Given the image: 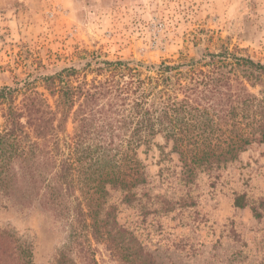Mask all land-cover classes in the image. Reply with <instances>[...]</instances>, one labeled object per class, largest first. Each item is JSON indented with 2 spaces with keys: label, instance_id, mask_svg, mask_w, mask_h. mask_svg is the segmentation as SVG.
Returning a JSON list of instances; mask_svg holds the SVG:
<instances>
[{
  "label": "rangeland",
  "instance_id": "1",
  "mask_svg": "<svg viewBox=\"0 0 264 264\" xmlns=\"http://www.w3.org/2000/svg\"><path fill=\"white\" fill-rule=\"evenodd\" d=\"M222 44L264 62V0H0V87L35 73L40 62L42 73L96 55L174 64ZM73 130L69 122L67 132ZM138 158L147 182L130 203L119 189L108 200L114 231L129 246L122 252L136 251V264H264V142L191 181L162 135L140 146ZM238 195L244 207L235 205ZM2 230L31 248L35 264H56L63 252L74 264H132L112 236L97 241L79 233L71 214L58 217L0 194ZM22 258L0 242V264H23Z\"/></svg>",
  "mask_w": 264,
  "mask_h": 264
},
{
  "label": "trees",
  "instance_id": "2",
  "mask_svg": "<svg viewBox=\"0 0 264 264\" xmlns=\"http://www.w3.org/2000/svg\"><path fill=\"white\" fill-rule=\"evenodd\" d=\"M41 71L40 62L35 73L0 87V194L58 217L71 214L79 233L97 241L112 236L132 264L136 251L122 252L129 246L114 231L108 200L119 189L130 203L133 190L147 182L140 146L162 135L191 181L264 142V62L245 48L222 44L153 66L96 55L81 66ZM235 205H246L243 195ZM0 242L21 254L23 264H35L31 248L13 234L0 231ZM56 264L74 263L63 252Z\"/></svg>",
  "mask_w": 264,
  "mask_h": 264
}]
</instances>
